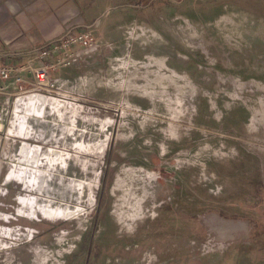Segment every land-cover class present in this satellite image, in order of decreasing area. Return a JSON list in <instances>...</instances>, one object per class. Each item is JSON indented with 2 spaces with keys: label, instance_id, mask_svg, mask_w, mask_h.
Masks as SVG:
<instances>
[{
  "label": "rangeland",
  "instance_id": "rangeland-1",
  "mask_svg": "<svg viewBox=\"0 0 264 264\" xmlns=\"http://www.w3.org/2000/svg\"><path fill=\"white\" fill-rule=\"evenodd\" d=\"M99 1L97 50L50 73L84 144L45 127L71 158L21 219L19 187L0 198V226L31 233L0 264H264V0ZM50 154L29 147L12 173L35 190ZM62 208L78 213L42 211Z\"/></svg>",
  "mask_w": 264,
  "mask_h": 264
},
{
  "label": "built area",
  "instance_id": "built-area-1",
  "mask_svg": "<svg viewBox=\"0 0 264 264\" xmlns=\"http://www.w3.org/2000/svg\"><path fill=\"white\" fill-rule=\"evenodd\" d=\"M97 48V41L88 27L78 33L67 32L56 41L41 46L33 55L28 56L23 63H15L11 60V57H6L4 62H0V198H6L11 188L16 189L19 187L13 197L16 202L14 216L3 211H0V213L12 215L11 219H21L16 216L19 198L38 197V199L46 200L44 198L46 194L39 193L36 190L38 185L44 184L48 191L47 187L53 171L58 169V165L61 163L63 164L59 168L64 169L68 166L66 162L71 158L68 155L70 152L63 147L61 149H58L57 146L46 147L47 141H49V139H46L47 132L49 131L48 137H51L50 140L54 137L56 140H67L69 137L72 140V148H76L79 143L84 144L81 141L76 144L77 117H73L76 110L75 100L73 98L69 99L68 95L61 93L63 87L69 81L51 76L50 73L57 71L58 68L68 66L79 58L82 53L94 52ZM53 100L61 103V107L58 109L66 110L65 113L68 114L67 123L70 127L59 126L53 121H49L54 117L58 121H64L65 119V117H60L56 113L55 106L52 108V105L47 103L48 101L53 102ZM45 127L49 128L48 131L45 130ZM56 131H61L59 137L55 136ZM81 133L83 135V132ZM81 133L79 132V136H82ZM29 147L37 148L39 152L47 151L51 153V163L53 159H56V162L53 163L54 168L52 164L47 163L48 172L50 171L51 174L47 172L48 175H45L47 179L43 183V176L37 174L38 182L34 186L35 190L26 189L19 179L9 177L11 172L21 174L22 152H24V148ZM61 154L66 155V161L60 162L61 159L59 160L58 157L61 158ZM43 167L46 166L41 164L40 171ZM40 218L45 217L40 214L34 220L39 221ZM20 228L0 226V251L8 250L6 247L10 249L15 245L16 241L21 240V236L25 235L24 231L26 234L30 232L26 227L21 228L23 231L19 232ZM29 234L31 235V233Z\"/></svg>",
  "mask_w": 264,
  "mask_h": 264
},
{
  "label": "crops",
  "instance_id": "crops-1",
  "mask_svg": "<svg viewBox=\"0 0 264 264\" xmlns=\"http://www.w3.org/2000/svg\"><path fill=\"white\" fill-rule=\"evenodd\" d=\"M94 3L95 9L90 8ZM100 4L99 0L90 5L88 0H0V62L11 57L23 63L41 46L93 23L92 32L102 36L107 23L99 21L106 9Z\"/></svg>",
  "mask_w": 264,
  "mask_h": 264
},
{
  "label": "bare ground",
  "instance_id": "bare-ground-1",
  "mask_svg": "<svg viewBox=\"0 0 264 264\" xmlns=\"http://www.w3.org/2000/svg\"><path fill=\"white\" fill-rule=\"evenodd\" d=\"M48 104H51L52 107L54 106V101H48ZM262 116L264 117V110L262 112ZM257 121V114L254 113L251 119L252 124H254V122ZM25 150H23L24 152H22V154H25L27 152V148H24ZM36 155V152L32 151L31 152V156L32 159L34 158V156ZM35 159V158H34ZM32 161V160H31ZM10 176L16 177V175H14L12 172L10 173ZM43 214L49 218L54 217V218H58V217H63V218H69L72 217L73 215L77 214V211H70L68 208H62V209H45L42 210Z\"/></svg>",
  "mask_w": 264,
  "mask_h": 264
}]
</instances>
